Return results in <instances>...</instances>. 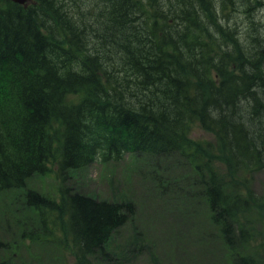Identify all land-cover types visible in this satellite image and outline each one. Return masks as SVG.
<instances>
[{"label":"trees","instance_id":"16d2710c","mask_svg":"<svg viewBox=\"0 0 264 264\" xmlns=\"http://www.w3.org/2000/svg\"><path fill=\"white\" fill-rule=\"evenodd\" d=\"M241 7L248 13L252 0H0V196L51 165L59 182V202L23 192L44 232L32 225L28 238L57 244L47 232L57 209L77 264H116L109 243L133 205L69 181L128 153L187 162L194 196L229 244L233 211L263 216L240 184L264 169V28L226 20ZM194 123L217 139L219 156L192 142ZM213 157L236 190L225 192L235 186L219 181Z\"/></svg>","mask_w":264,"mask_h":264},{"label":"rangeland","instance_id":"374dc122","mask_svg":"<svg viewBox=\"0 0 264 264\" xmlns=\"http://www.w3.org/2000/svg\"><path fill=\"white\" fill-rule=\"evenodd\" d=\"M263 1L252 0L248 13L241 7L230 12L226 20L238 22L247 30L254 24L261 26ZM189 138L203 147L208 144L212 155H220L217 139L199 124L191 125ZM212 163L219 181L235 186L225 192L236 190L235 183L240 181L229 174L224 160L213 157ZM50 169V173L31 178L27 188L59 202L55 166ZM197 181V174L181 158L128 153L120 160L96 159L74 172L69 183L93 197L132 203L133 216L113 233L109 243L110 250L116 249L121 254L116 264H239L242 259L264 264V214L259 217L256 211L246 214L233 211L227 220L233 225L234 234L229 244L210 220L211 212L203 198L198 200L194 196ZM242 182L241 193L249 199L246 206L264 205V169L244 175ZM23 192L24 189L12 190L0 196V241L4 244L0 246V264H77L59 210L49 214L47 229L49 238L57 244L52 245L51 240L44 238L31 240L24 234L32 225L37 232H44L38 217L33 220L35 214L25 206ZM243 229L253 239L239 238V230ZM136 235L140 241L134 239Z\"/></svg>","mask_w":264,"mask_h":264},{"label":"water","instance_id":"95a60500","mask_svg":"<svg viewBox=\"0 0 264 264\" xmlns=\"http://www.w3.org/2000/svg\"><path fill=\"white\" fill-rule=\"evenodd\" d=\"M11 1L22 4V3H24L26 0H11Z\"/></svg>","mask_w":264,"mask_h":264}]
</instances>
